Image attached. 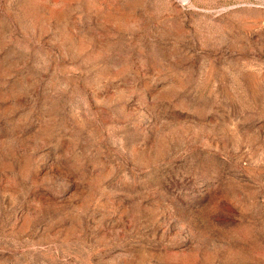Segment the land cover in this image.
<instances>
[{"label":"rangeland","instance_id":"1","mask_svg":"<svg viewBox=\"0 0 264 264\" xmlns=\"http://www.w3.org/2000/svg\"><path fill=\"white\" fill-rule=\"evenodd\" d=\"M0 264H264V0H0Z\"/></svg>","mask_w":264,"mask_h":264}]
</instances>
